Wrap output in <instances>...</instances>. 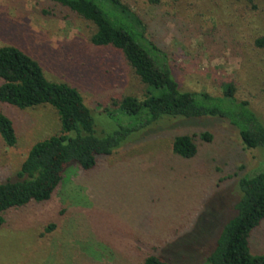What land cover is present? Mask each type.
Masks as SVG:
<instances>
[{
    "label": "rangeland",
    "instance_id": "374dc122",
    "mask_svg": "<svg viewBox=\"0 0 264 264\" xmlns=\"http://www.w3.org/2000/svg\"><path fill=\"white\" fill-rule=\"evenodd\" d=\"M125 3L143 21L145 37L167 53L181 90L209 93L234 116L255 114L264 125V45L256 43L264 38V0ZM95 31L51 0H0V47L21 49L48 79L77 88L99 137L133 129L94 169L69 164L50 200L4 213L0 264H144L150 254L168 264H209L236 214L240 180L264 172V146L248 148L243 120L231 116L163 117L144 126V117L125 113L119 102L144 99L147 86L122 50L93 44ZM229 84L249 107L241 111L224 98ZM0 114L17 134L8 146L0 133V182L16 181L32 146L59 133L61 122L51 105L0 101ZM206 131L213 139L198 137L196 156L173 152L176 135ZM249 240L253 255L264 254V220Z\"/></svg>",
    "mask_w": 264,
    "mask_h": 264
},
{
    "label": "trees",
    "instance_id": "16d2710c",
    "mask_svg": "<svg viewBox=\"0 0 264 264\" xmlns=\"http://www.w3.org/2000/svg\"><path fill=\"white\" fill-rule=\"evenodd\" d=\"M51 1L95 24L93 44L113 45L122 50L147 86V92L142 100L131 95L125 96L120 100L119 107L129 115L144 117V126L163 117L231 116L234 123H238L237 119L243 120L240 133L248 148L264 146V125L255 114L245 115L243 119L240 114L234 116L231 109L225 110V101L220 102L222 99L218 101L204 91L180 89L167 53L145 37L143 21L125 0ZM256 43L263 46L264 38L258 39ZM0 79L2 103L19 108L51 105L57 110L61 122L59 133L39 140L32 146L16 181L0 182L2 226L6 211L33 201L50 200L61 184L69 164L76 163L84 170L94 169L100 157L111 155L133 129L123 128L107 137H99L92 111L80 91L69 84L48 79L40 63L15 46L0 47ZM229 97L236 101L234 86L231 84L226 87L224 98ZM235 104L241 106V111L249 107L247 101ZM0 133L8 146H15V127L4 114H0ZM198 137L211 141L213 134L206 131L176 135L173 152L184 158L196 156L199 151L196 141ZM240 187L242 197L236 205V214L225 225L214 250L208 256L209 264H264V254L253 255L249 240L252 231L264 220V172L243 177ZM144 264L168 263L161 256L150 254Z\"/></svg>",
    "mask_w": 264,
    "mask_h": 264
}]
</instances>
